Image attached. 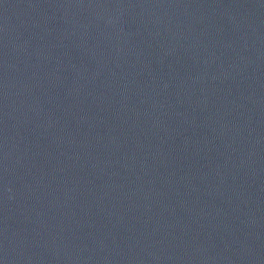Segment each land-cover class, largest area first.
<instances>
[{
	"label": "water",
	"instance_id": "1",
	"mask_svg": "<svg viewBox=\"0 0 264 264\" xmlns=\"http://www.w3.org/2000/svg\"><path fill=\"white\" fill-rule=\"evenodd\" d=\"M0 264H264V0H0Z\"/></svg>",
	"mask_w": 264,
	"mask_h": 264
}]
</instances>
